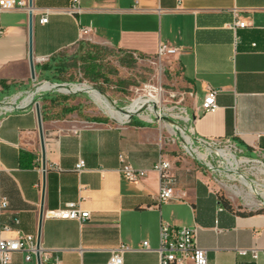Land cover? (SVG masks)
<instances>
[{
	"label": "crops",
	"instance_id": "obj_1",
	"mask_svg": "<svg viewBox=\"0 0 264 264\" xmlns=\"http://www.w3.org/2000/svg\"><path fill=\"white\" fill-rule=\"evenodd\" d=\"M71 1L28 0L29 10L0 12V102L39 81L70 85L63 75L78 63L70 55L80 43L139 57L156 56L163 43L176 49L161 58L162 66L184 93L194 135L229 140L243 155L264 159V0H79L80 11L69 14ZM45 9L47 21L41 23ZM29 16L35 80L28 61ZM235 19L246 26L230 27ZM207 85L218 89L217 107L201 113ZM34 99L42 143L33 104L0 112V195L8 200L1 223L10 226L0 238L32 236L37 246L39 234L40 264H106L120 243L131 248L123 264H160L163 221L195 226V243L206 250L208 264H264V213L243 214L251 209L221 195L168 131L136 119L116 124L58 117L56 95ZM119 155L145 175L125 179ZM159 155L172 163L174 198L166 202L156 200L160 179L153 166ZM70 202L88 211V218L45 216ZM143 241L149 250L141 249ZM252 247L259 249L256 257ZM239 249L248 251L241 255ZM7 264L37 260L16 252Z\"/></svg>",
	"mask_w": 264,
	"mask_h": 264
},
{
	"label": "built area",
	"instance_id": "obj_2",
	"mask_svg": "<svg viewBox=\"0 0 264 264\" xmlns=\"http://www.w3.org/2000/svg\"><path fill=\"white\" fill-rule=\"evenodd\" d=\"M26 9L29 10L28 0H0V12L9 11L11 9ZM80 11L79 0H72L71 5L65 9V12L71 14ZM48 9L43 11V15L40 18V22L44 23L47 21ZM232 28L236 27H245L246 23L240 21L239 19L233 20L228 24ZM176 49L173 47H169L166 44L159 43L157 47V57L162 58L166 55L175 53ZM43 83H50L47 81H43L38 83L37 86ZM37 86L35 89L37 90ZM54 86V85H53ZM68 87L66 85H63ZM32 92H35L36 90ZM52 91V90H49ZM163 92L162 88H159V94ZM218 93V89L213 88L209 85L205 88V93L203 95L202 101L197 108L201 113L214 111L217 107L216 104V95ZM183 92H168V97L173 99L176 96L180 97V101L183 100ZM24 100V99H23ZM20 102L11 103L10 102H1L0 104V112H7L12 110H19L27 107L28 105L33 104V98L30 102ZM12 104L11 107L5 108V106ZM174 115L169 114L168 112H161L159 109L158 115H155L156 122L159 126L162 125L163 128H169L173 134H171V141L177 140L181 149L189 154H194L196 159L208 169L217 172H226V177L228 178V174L235 175L238 178L240 175L245 176L244 174L238 173V167L242 163L252 162L255 164H261L262 162L257 155L255 158H246L244 156L236 157V152H241L238 146L229 141V140H221V139H202L196 137L194 135L193 127L189 124L191 118L184 106L177 107ZM144 108H141L139 112H142ZM139 112L137 114H139ZM165 118L170 119L172 122H169ZM150 120V119H149ZM128 122V121H126ZM125 122V123H126ZM124 124V123H121ZM187 137V140L185 139ZM194 143H197L203 148V153L197 151V147H193ZM222 143L227 147L222 149L219 147ZM229 152L234 156L236 161L239 163L228 165L225 159L220 154V151ZM233 151L234 153H232ZM199 154H203V157H200ZM217 157V164L214 167L207 157ZM120 160V173L121 175L129 180V181H138L142 178L146 171L143 169L133 168L129 163L126 162L123 155H119ZM259 167V166H258ZM261 167V166H260ZM78 170L84 169V162L80 160L77 164ZM153 169L158 173L160 184L158 191L156 193V200L158 202H166L170 199L174 198V179L171 174L172 163L165 159L162 155H159L156 160ZM246 177V176H245ZM247 178V177H246ZM248 179V178H247ZM238 181L237 179H233ZM249 182L252 180L248 179ZM253 183V182H252ZM8 206L7 197L4 195H0V230L6 231L10 228L8 224L1 223V216ZM45 216L47 217H55L61 219H73L78 221H84L88 218V211L82 210L78 207L75 202H70L65 205L63 208H58L54 210H49L45 212ZM12 222L17 224V218H13ZM195 231L196 227L190 226H172L166 222L160 221L158 228V246L156 248V252L159 255L160 264H208L206 250L200 248L195 243ZM142 250H149V245L147 241L142 242L141 246ZM131 250L129 246L126 244L120 243L118 246L114 247L110 250L109 257L106 261V264H123V254L127 251ZM248 249H239L238 253L243 255L246 254ZM250 253L256 257L259 249L257 247H252L249 249ZM16 252H24V259L30 260L32 255H36V253H40L37 246L35 237L18 235L15 238H0V263L7 264L13 253Z\"/></svg>",
	"mask_w": 264,
	"mask_h": 264
},
{
	"label": "rangeland",
	"instance_id": "obj_3",
	"mask_svg": "<svg viewBox=\"0 0 264 264\" xmlns=\"http://www.w3.org/2000/svg\"><path fill=\"white\" fill-rule=\"evenodd\" d=\"M99 56L100 71L98 73L86 74L82 68V63L78 61L75 67L70 69L63 78L70 82L68 87L73 85L85 84L90 88L100 92L109 101L108 105L115 109L123 108L124 110L129 109L133 104L138 103H153L156 100L155 109H159L161 112H168L174 115L177 109L174 106H184V100L180 101V97L176 96L173 99L168 97V92H181L177 90L170 83L169 74L163 70L161 58L154 57H139L133 56L129 53H124L111 47H104L97 51ZM43 81L35 82L30 89H26L15 99L16 102H20L27 96V91H33L38 83ZM159 88L162 91L159 94ZM52 94L56 95L60 99L61 107H58L56 116L80 119H91V118H102L116 124H121L114 120L109 114L106 113L99 103L88 94V92L79 90L76 92H59L57 90L52 91H39L34 94L33 98L39 97L41 94ZM14 96H10L3 100V102H10ZM35 101V99H34ZM112 103V104H111ZM58 105V104H57ZM121 111V110H120ZM125 118L124 122H130L132 119L146 123L156 122V118L153 112H150L146 108L143 109L139 114L138 111H132ZM122 112V111H121ZM150 117V120L147 119ZM126 122V123H128ZM161 128L162 125L160 126ZM165 132L173 134V132L167 128H163ZM197 151L203 153V148L194 143L193 147ZM219 147L224 149L227 147L222 143ZM181 154L189 158H193L196 164L204 171L208 176L211 185L218 190L221 195H227L233 203L244 204L251 210H259L264 208V204L260 203L261 192L253 184L246 185L236 180H231L226 177V172H217L208 169L202 165L194 154H189L180 148ZM234 153L233 151H231ZM236 157L244 156L246 158H255L251 156L243 155L241 152H236ZM234 157V156H233ZM207 160L216 167L217 157H207ZM261 164H255L252 162L242 163L238 167V173L244 174L252 182H258L264 184V159L260 158ZM259 166V167H258ZM261 166V167H260ZM248 186L258 190V195L253 194ZM249 192L250 195H247Z\"/></svg>",
	"mask_w": 264,
	"mask_h": 264
},
{
	"label": "bare ground",
	"instance_id": "obj_4",
	"mask_svg": "<svg viewBox=\"0 0 264 264\" xmlns=\"http://www.w3.org/2000/svg\"><path fill=\"white\" fill-rule=\"evenodd\" d=\"M51 83H43L39 86H37V90L35 92H28L27 91V96L24 98L23 102H30L31 99L33 98V95L39 91H49V90H57L60 89L62 92H70V91H85L88 92V94L95 100V102L99 103V105L102 106V108H104V110L106 111L107 114H109L114 120H116L119 123L124 122L125 118L128 116V114L132 111H138L141 108H146L147 110H149L150 112H153L155 115H158L159 111L155 109V105H156V100H154L153 103H138V104H133L129 107V109L124 110L123 108H117L119 110H115L113 108H111L108 105V100L106 99V97H104L100 92H98L97 90H94L92 88H90L89 86L82 84V85H73L71 88L70 87H57V86H52ZM18 97V95H15L12 99H11V103L15 102V99ZM112 104V103H111ZM12 104H9L7 106H5V108H9L11 107ZM122 112H121V111ZM137 112V113H138ZM137 113H132L130 114L129 118L132 115H135ZM147 119L149 120L150 117L147 116ZM185 139L187 140V137H185ZM220 154L222 155V157L225 159L226 163L228 165H233V164H238L239 161H236L233 157V155L229 152H225V151H220ZM200 157H203V154H199ZM228 178L233 180V179H237L238 182H242L246 185L249 184H253L255 187L258 188V190L261 192V196L258 195V190L254 189L253 187L248 186L249 190L253 193V194H257L260 197V203L264 204V184H259L258 182H249L248 179L243 176L240 175L238 178L235 177V175H231L228 174ZM247 195H250L249 192H246Z\"/></svg>",
	"mask_w": 264,
	"mask_h": 264
},
{
	"label": "trees",
	"instance_id": "obj_5",
	"mask_svg": "<svg viewBox=\"0 0 264 264\" xmlns=\"http://www.w3.org/2000/svg\"><path fill=\"white\" fill-rule=\"evenodd\" d=\"M89 47L92 49L87 48V46L80 43L79 51L73 55H70V60L80 61L82 63V68L84 69L83 71L86 74L98 73L101 68L100 64L98 63L99 56L97 55V51L99 49L92 45H90ZM55 69L58 71H62L63 67L59 66V67H56ZM221 201L227 208H231L227 200L222 199ZM254 213H264V208L259 209V210H250L247 213H243V214H254Z\"/></svg>",
	"mask_w": 264,
	"mask_h": 264
},
{
	"label": "water",
	"instance_id": "obj_6",
	"mask_svg": "<svg viewBox=\"0 0 264 264\" xmlns=\"http://www.w3.org/2000/svg\"><path fill=\"white\" fill-rule=\"evenodd\" d=\"M29 3H31V0H29ZM28 25H29V54H28V61H29V67H30V77L35 80V74H34V68H33V62H32V52H31V16H29V20H28ZM54 86L57 87H63V84H53ZM36 90V89H35ZM57 91L62 92L60 89H57ZM70 92H76V91H70ZM1 104V102H0ZM33 105H34V109H35V113L37 116V120H38V130L40 133V142L42 143V131H41V116H40V110H39V105L37 103V101H33ZM166 120H168L169 122H172L170 119L165 118ZM40 220L42 218V213L40 214ZM37 248H39V234L37 235ZM36 260H37V264H40V259H39V253H36Z\"/></svg>",
	"mask_w": 264,
	"mask_h": 264
}]
</instances>
